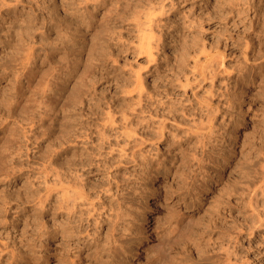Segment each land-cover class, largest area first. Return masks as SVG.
I'll return each instance as SVG.
<instances>
[{
    "label": "rangeland",
    "instance_id": "rangeland-1",
    "mask_svg": "<svg viewBox=\"0 0 264 264\" xmlns=\"http://www.w3.org/2000/svg\"><path fill=\"white\" fill-rule=\"evenodd\" d=\"M263 7L0 0V264H262Z\"/></svg>",
    "mask_w": 264,
    "mask_h": 264
},
{
    "label": "bare ground",
    "instance_id": "bare-ground-1",
    "mask_svg": "<svg viewBox=\"0 0 264 264\" xmlns=\"http://www.w3.org/2000/svg\"><path fill=\"white\" fill-rule=\"evenodd\" d=\"M248 1V0H247ZM252 1V0H251ZM263 1V0H262ZM258 3V2H257ZM263 5V4H262ZM253 6V5H252ZM244 8V7H243ZM255 8V7H254ZM264 8V7H263ZM243 10V9H242ZM254 12V11H253ZM263 12V11H262ZM257 13V12H256ZM258 14H260V13H258ZM263 14V13H262ZM264 15V14H263ZM262 15V16H263ZM249 16V15H248ZM261 16V15H260ZM254 17V16H253ZM145 19V18H144ZM147 19V18H146ZM150 19H151V17H150ZM140 20V19H139ZM148 20H149V18H148ZM153 20V19H152ZM262 21H263V19H262ZM149 22H150V20H149ZM152 22V21H151ZM137 23V22H136ZM138 23H140V21H138ZM145 23V22H144ZM146 23H147V21H146ZM260 23V22H259ZM149 24V23H148ZM137 25V24H136ZM246 25V24H245ZM263 25V24H262ZM261 25V26H262ZM149 26V25H148ZM150 27V26H149ZM245 27V26H244ZM263 27V26H262ZM148 28V27H147ZM152 28V27H151ZM151 28H150V30H151ZM246 28H247V26H246ZM140 29L142 30V28L140 27ZM250 29V28H249ZM148 30V29H147ZM140 31V30H139ZM152 31V30H151ZM263 33V32H262ZM264 34V33H263ZM246 35V34H245ZM263 37V36H262ZM145 38V37H144ZM226 38V37H225ZM247 39H249L248 37H247ZM147 44H148V47H149V53H151V55H152V47H151V45L149 44L150 42H148V41H145ZM251 42H252V40H251ZM259 42V41H258ZM142 43H143V41H142ZM227 44V43H226ZM250 44V43H249ZM261 44V43H260ZM204 45V44H203ZM261 46V45H260ZM243 47H245V46H243ZM256 49V48H255ZM254 49V50H255ZM258 49V48H257ZM243 51V50H242ZM262 51V50H261ZM261 54V53H260ZM256 55V54H255ZM258 55V54H257ZM213 57H215L214 55H213ZM217 57V56H216ZM261 57V56H260ZM253 58V57H252ZM211 59H213L212 57H211ZM209 60V59H208ZM214 60V59H213ZM212 60V61H213ZM215 60H216V58H215ZM252 60V59H251ZM255 60V59H254ZM211 61V62H212ZM219 60H217V62H218ZM259 61V60H258ZM211 62H209L210 64H212ZM246 62V61H245ZM208 63V62H207ZM209 63L207 64V65H209ZM214 63V62H213ZM220 62H218V64H219ZM260 63V62H259ZM217 64V63H216ZM218 64H217V66H218ZM212 66V65H211ZM210 66V67H211ZM220 66V65H219ZM226 66V65H225ZM214 68V67H213ZM212 68V69H213ZM218 69H219V67H217ZM226 68V67H225ZM207 70V69H206ZM216 70V69H215ZM228 70V69H227ZM215 73H216V71H215ZM229 73V72H228ZM245 73V72H244ZM222 74V73H221ZM243 74V73H242ZM212 75H214V74H212ZM206 76H207V74H206ZM215 77V76H214ZM210 78V77H209ZM256 79V78H255ZM263 80V79H262ZM238 84V83H237ZM240 86V85H239ZM236 87V86H235ZM263 88V87H262ZM239 89V88H238ZM244 90V89H243ZM262 90V89H261ZM259 91V90H258ZM242 93V92H241ZM247 93V92H246ZM257 94V93H256ZM259 94H260V92H259ZM256 99H257V97H256ZM211 108V107H210ZM207 109H208V107H207ZM206 110V109H205ZM209 111V110H208ZM212 111H213V109H212ZM216 111V110H215ZM214 111V112H215ZM209 112H211V111H209ZM207 114H208V112H207ZM209 115V114H208ZM210 118V117H209ZM209 120V119H208ZM263 121V120H262ZM254 122V121H253ZM259 124V123H258ZM213 125V124H212ZM260 125V124H259ZM206 126V125H205ZM214 126H212V128H213ZM253 127V126H252ZM262 127V126H261ZM264 129V128H263ZM251 130V129H250ZM256 130H258V129H256ZM255 130V127H254V131H256ZM199 132V131H198ZM204 133V132H203ZM251 133H253V132H251ZM206 134V133H205ZM210 134V133H209ZM208 134V135H209ZM260 134V133H259ZM258 134V135H259ZM264 134V133H263ZM212 135V134H211ZM248 138H249V136H248ZM251 138V137H250ZM259 138V137H258ZM261 138V137H260ZM255 139V138H254ZM264 139V138H263ZM247 141V140H246ZM245 141V142H246ZM249 141H251V140H249ZM262 143H264V142H262ZM248 144V143H247ZM257 146V145H256ZM259 146V145H258ZM257 146V147H258ZM264 148V147H263ZM241 154V153H240ZM257 154H259V153H257ZM256 154V155H257ZM252 155V154H251ZM54 156V155H53ZM262 156V155H261ZM255 157V156H254ZM257 157V156H256ZM197 158V157H196ZM258 158V157H257ZM243 159V158H242ZM261 159V158H260ZM250 160V159H249ZM258 160H259V158H258ZM246 161H248V160H246ZM252 162V161H251ZM262 162V161H261ZM52 163V162H51ZM254 163V162H253ZM259 163V162H258ZM248 164V163H247ZM251 164V163H250ZM260 164V168H261V174H260V176H259V179H257L258 181L257 182H255V184H254V188H253V196L251 197V201H253V200H255V201H258L259 199H258V197H259V194L260 193H262V195L264 194V161L262 162V163H259ZM199 165V164H198ZM238 165H239V163H238ZM202 166V165H201ZM248 166V165H247ZM246 166V167H247ZM258 166V165H257ZM52 167H54V166H52ZM245 167V168H246ZM252 167H254V166H252ZM251 167V168H252ZM56 168V167H55ZM242 168V167H241ZM244 168V167H243ZM242 168V169H243ZM248 168V167H247ZM255 168H256V166H255ZM53 169V168H52ZM248 169H250V167L248 168ZM259 169V168H258ZM54 170V169H53ZM252 170V169H251ZM57 171V170H56ZM60 171V170H59ZM58 171V172H59ZM245 171V170H244ZM246 171H247V169H246ZM256 171V170H255ZM54 172V171H53ZM251 172V171H250ZM255 173H257V171L255 172ZM55 174V173H54ZM53 174V175H54ZM230 174V173H229ZM232 174V173H231ZM251 174V173H250ZM58 175H60V174H58ZM58 175H56V176H58ZM247 175V174H246ZM256 175V174H255ZM55 176V177H56ZM238 176H240V175H238ZM242 176H243V174H242ZM245 176V175H244ZM248 176V175H247ZM54 177V176H53ZM246 177V176H245ZM244 177V178H245ZM250 176H248V178H249ZM256 177V176H255ZM254 177V178H255ZM241 178V177H240ZM239 178V179H240ZM243 178V177H242ZM243 178V179H244ZM251 178V177H250ZM254 178H251V180L252 179H254ZM52 179H54V178H52ZM57 179V178H56ZM66 179V178H65ZM58 180H60V179H58ZM67 180V179H66ZM236 180H238V179H236ZM246 180V179H245ZM54 181H55V179H54ZM57 181V180H56ZM63 181V180H62ZM61 181V184L63 183ZM244 181V180H243ZM66 182V181H65ZM245 182V181H244ZM254 182V181H253ZM60 183V182H59ZM67 183V182H66ZM109 183V182H108ZM236 183V182H235ZM250 183V182H249ZM57 184H58V182H57ZM64 184V183H63ZM233 184V183H232ZM232 184H231V186H232ZM239 184V183H238ZM110 185V184H109ZM235 185H237V184H235ZM234 185V186H235ZM242 185V184H241ZM226 186H228L227 184H226ZM106 187V186H105ZM236 187V186H235ZM56 188V187H55ZM55 188H53V189H55ZM64 187L62 186V189H63ZM109 188V187H108ZM228 188V187H227ZM240 188V187H239ZM243 188V187H242ZM56 189H58V188H56ZM55 189V190H56ZM66 189V188H65ZM72 189V188H71ZM74 189V188H73ZM73 189H72V191H73ZM82 189V188H81ZM110 189V188H109ZM117 189V188H116ZM234 189V188H233ZM55 190H53V191H55ZM69 190V189H68ZM118 190V189H117ZM229 190V189H228ZM236 190V189H235ZM59 191V190H58ZM66 191H67V189H66ZM65 191V192H66ZM82 191V190H81ZM110 191H112V190H110ZM240 191V190H239ZM60 192V191H59ZM69 191H67V193H68ZM71 192V191H70ZM226 192V191H225ZM233 192V191H232ZM235 192V191H234ZM51 193V192H50ZM64 193V192H63ZM79 193H81V192H79ZM83 193V192H82ZM81 193V194H82ZM59 194V193H58ZM62 194V193H61ZM69 194V193H68ZM75 194V193H74ZM227 194V193H226ZM230 194V193H229ZM238 194V193H237ZM64 195V194H63ZM73 195V194H72ZM119 195V194H118ZM241 195H242V193H241ZM84 196V195H83ZM91 196V195H90ZM228 196V195H227ZM239 196V195H238ZM247 196H249V195H247ZM68 197V196H67ZM72 197V196H71ZM75 197V196H74ZM73 197V198H74ZM118 197V199H119V196H117ZM229 197V196H228ZM85 198H87V197H85ZM100 198V197H99ZM61 199V198H60ZM63 199V198H62ZM74 199H77V198H74ZM79 199V198H78ZM92 199V198H91ZM95 199V198H94ZM228 199V198H227ZM230 199V198H229ZM238 199V198H237ZM240 199V198H239ZM246 199V198H245ZM244 199V200H245ZM66 200H67V198H66ZM117 200V199H116ZM64 201V200H63ZM73 201V200H72ZM115 201V200H114ZM113 201V202H114ZM236 201V200H235ZM61 202V201H60ZM66 202V201H65ZM83 202V201H82ZM109 202V201H108ZM237 202V201H236ZM64 203V202H63ZM72 203V202H71ZM122 203V202H121ZM247 203V202H246ZM69 204V203H68ZM87 204V203H86ZM85 204V205H86ZM90 204H91V202H90ZM97 204V203H96ZM100 204V203H99ZM115 204H117V203H115ZM243 204V203H242ZM248 204V203H247ZM79 205V204H78ZM94 205V204H93ZM111 205V204H110ZM239 205V204H238ZM67 206V205H66ZM65 206V207H66ZM88 206V205H87ZM104 206V205H103ZM60 207V206H59ZM67 207H69V206H67ZM71 207V206H70ZM76 207V206H75ZM78 207V206H77ZM99 207V206H98ZM112 207V206H111ZM241 207V206H240ZM263 207V206H262ZM64 208V207H63ZM74 208V207H73ZM118 208V207H117ZM98 209V208H97ZM102 209V208H101ZM116 209V208H115ZM120 210V209H119ZM97 211V210H96ZM118 211V210H117ZM258 211V210H257ZM262 212L264 211V210H261ZM88 212V211H87ZM92 212V211H91ZM99 213H100V211H99ZM248 213V212H247ZM253 213V212H252ZM110 214V213H109ZM116 214H118L117 212H116ZM176 214H178V213H176ZM88 215V214H87ZM90 215H92V214H90ZM96 215V214H95ZM94 215V216H95ZM98 215V214H97ZM113 215H114V213H113ZM113 215H111V216H113ZM121 215V214H120ZM251 215V214H250ZM93 216V217H94ZM125 215L123 214V216L122 217H124ZM232 216V215H231ZM102 217V216H101ZM100 218V217H99ZM113 218H115V217H113ZM119 218V217H118ZM189 218V217H188ZM25 219H27V218H25ZM24 219V220H25ZM124 219V218H123ZM187 219V218H186ZM255 219V218H254ZM95 220V219H94ZM125 220V219H124ZM256 220V219H255ZM26 221V220H25ZM118 221V220H117ZM168 221H169V219H168ZM253 221V220H252ZM24 222V221H23ZM95 222V221H94ZM30 223V222H29ZM54 223V222H53ZM123 223V222H122ZM243 223V222H242ZM252 223V222H251ZM94 224V223H93ZM96 224V223H95ZM186 224V223H185ZM214 224V223H213ZM220 224V223H219ZM246 224V223H245ZM53 225V224H52ZM88 225V224H87ZM178 225V224H177ZM187 225V224H186ZM262 225H264V216H262L261 214H257V221H256V223H253V225L251 226V228H252V230L251 231H253L254 229H256L258 226H262ZM24 226V225H23ZM54 226V225H53ZM90 226V225H89ZM118 226V225H117ZM126 226V225H125ZM185 226V225H184ZM240 226V225H239ZM207 227V226H206ZM213 227V226H212ZM264 227V226H263ZM22 228H24V227H22ZM21 228V229H22ZM113 228H115V227H113ZM117 228V227H116ZM182 228V227H181ZM188 228V227H187ZM204 228V227H203ZM247 228V227H246ZM27 229V228H26ZM61 230H62V228H60ZM179 229V228H178ZM235 229H237V227L235 226ZM243 229V228H242ZM245 229V228H244ZM249 229V228H248ZM64 230V229H63ZM183 230V229H182ZM187 230V229H186ZM204 230V229H203ZM227 230V229H226ZM241 230V229H240ZM21 231V230H20ZM88 231V230H87ZM174 231H175V229H174ZM173 231V232H174ZM237 231H239V228L237 229ZM260 231V230H259ZM170 232V231H169ZM172 232V233H173ZM176 232V231H175ZM178 232V231H177ZM184 233H185V231H183ZM188 232V231H187ZM25 233H27V232H25ZM86 233V232H85ZM179 233V232H178ZM189 233V232H188ZM187 233V234H188ZM229 233V232H228ZM235 233H238V232H235ZM31 234H32V232H31ZM82 234V233H81ZM84 234V233H83ZM165 234V233H164ZM177 234V233H176ZM232 234H234V232L232 233ZM79 235V234H78ZM129 235H130V233H129ZM135 235V234H134ZM195 235V234H194ZM251 235V234H250ZM132 236V235H131ZM169 236V235H168ZM162 237V236H161ZM166 237H167V235H166ZM166 237H164V238H166ZM177 237H178V235H177ZM190 237V236H189ZM235 237H237V236H235ZM124 238V237H123ZM126 238H128L127 236H126ZM171 238V237H170ZM173 238V237H172ZM179 238V237H178ZM183 238V237H182ZM185 238H186V236H185ZM185 238H183L184 240H186L187 241V239H185ZM125 239V238H124ZM167 239H169V238H167ZM175 239H177V238H175ZM251 239V238H250ZM126 240V239H125ZM161 240V239H160ZM164 240V239H163ZM162 240V241H163ZM190 240V239H189ZM123 241V240H122ZM121 241V242H122ZM172 241V240H171ZM173 241H174V239H173ZM191 241V240H190ZM124 242V241H123ZM160 242V241H159ZM168 242V244L169 243H171V242H169V240L167 241ZM175 242V241H174ZM178 242H179V240H178ZM119 243V242H118ZM161 243V242H160ZM163 243V242H162ZM184 243V242H183ZM31 244V243H30ZM123 244V243H122ZM172 244V243H171ZM187 244V243H186ZM69 245H71V244H69ZM84 245V244H83ZM86 245V244H85ZM125 245V244H124ZM161 245V244H160ZM167 245V244H166ZM173 245V244H172ZM99 246V245H98ZM165 246V245H164ZM169 246V245H168ZM175 246V245H174ZM79 247V246H78ZM81 247V246H80ZM87 247V246H86ZM89 248V247H88ZM94 248V247H93ZM92 248V249H93ZM121 248V247H120ZM166 248V247H165ZM228 248V247H227ZM77 249V248H76ZM226 249V248H225ZM78 250H79V248H78ZM13 251V250H12ZM114 251V250H113ZM117 251V250H116ZM116 251H115V253H116ZM222 251H224V250H222ZM15 252V251H14ZM36 252V251H35ZM34 252V253H35ZM91 252V251H90ZM120 252H121V250H120ZM232 252V251H231ZM39 253V252H38ZM92 253V252H91ZM16 254V253H15ZM68 254V253H67ZM66 254V256H68ZM77 254V253H76ZM87 254V253H86ZM119 254V253H118ZM228 254H230V253H228ZM48 255V254H47ZM235 255V254H234ZM14 256V255H13ZM73 256V255H72ZM78 256V255H77ZM76 257V256H75ZM74 257V258H75ZM159 257V256H158ZM162 257V256H161ZM231 257V256H230ZM63 258V257H62ZM73 258V257H72ZM101 259V258H100ZM166 259V258H165ZM169 259V258H168ZM71 260V259H70ZM103 261H105V260H103ZM108 261V260H107ZM170 261V260H169ZM228 261V260H227ZM231 261V260H230ZM235 261V260H234ZM101 262V261H100ZM260 262V261H259ZM105 263H106V261H105ZM121 263V262H120ZM217 263V262H216ZM230 263V262H229ZM232 263V262H231ZM230 263V264H231ZM264 262H262V264H263ZM97 264H99V263H97ZM101 264V263H100Z\"/></svg>",
    "mask_w": 264,
    "mask_h": 264
}]
</instances>
